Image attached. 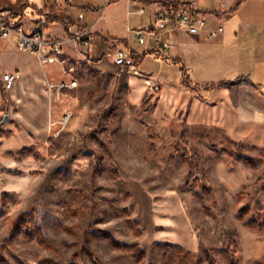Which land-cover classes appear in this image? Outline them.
Segmentation results:
<instances>
[{"label":"rangeland","instance_id":"obj_1","mask_svg":"<svg viewBox=\"0 0 264 264\" xmlns=\"http://www.w3.org/2000/svg\"><path fill=\"white\" fill-rule=\"evenodd\" d=\"M37 1L0 0L6 9ZM245 36L217 45L199 65L186 60L190 81L201 86L235 79L237 70L249 75L226 89L185 87L179 67L165 64L155 71L165 84L155 92L143 76L120 80V71L100 75L85 62L67 82L76 87L54 88L46 111L29 117L11 108L1 87L0 256L11 264H92L90 248L101 264H208L206 253L218 264L264 263V92L253 84L264 90V40ZM231 53L237 61L226 60ZM25 214L51 246L15 228ZM99 232L139 244L144 261ZM157 243L181 246L193 259Z\"/></svg>","mask_w":264,"mask_h":264},{"label":"crops","instance_id":"obj_2","mask_svg":"<svg viewBox=\"0 0 264 264\" xmlns=\"http://www.w3.org/2000/svg\"><path fill=\"white\" fill-rule=\"evenodd\" d=\"M50 2L57 3V8L67 21V24H53L52 26L59 25L60 28L53 31L49 28L46 33L49 40L63 42L60 59L66 61L65 65L59 62L43 65L35 55L19 51L15 37L0 40V89L2 87L8 94L11 108L22 110L21 116L23 110L28 112L29 117L36 114V109L43 108L46 111L53 93L49 86L70 81L76 65L81 63L87 62L90 69L100 75L114 76L120 71V80L131 81L128 70H123L114 61L115 51L124 46L131 49L134 67L143 77H152L162 83V77L154 76L158 67L161 68L165 64L175 65L181 72L180 65L171 63L170 59L181 62L188 73L186 60L199 65L203 55L214 54L217 45L227 42L230 38L238 41L245 33L246 38H249L247 35H252L264 40V0H106V6L103 8L87 5L73 7L70 0ZM45 4V1L41 0L29 2L27 8L25 6L13 10L11 8V11L15 10L10 16L11 24H24L28 28L40 17L39 11ZM174 4L187 5L191 12L206 15L210 27L222 26L224 32L217 37L220 38V43L211 44L209 41L215 38H209L206 34L193 36L177 31L166 35L173 46L172 51L166 56H161L157 52L151 38H148L146 45L140 44L134 32L154 31L160 11L166 5L170 7ZM96 14L99 16L94 17ZM232 56L233 53L229 54L226 60L237 61ZM71 67L74 71L70 73ZM9 72H20L22 79L14 91L8 92L4 88L2 76ZM233 74L236 76L235 79L207 85H217L223 81L235 82L243 79V76H249L238 70ZM181 79L183 83L182 74ZM248 80H251L250 77ZM73 81L75 80H71ZM253 84L264 92L260 83Z\"/></svg>","mask_w":264,"mask_h":264},{"label":"built area","instance_id":"obj_3","mask_svg":"<svg viewBox=\"0 0 264 264\" xmlns=\"http://www.w3.org/2000/svg\"><path fill=\"white\" fill-rule=\"evenodd\" d=\"M145 9L142 10V13ZM13 11L11 9L0 10V40H8L12 37L17 39V47L19 51L28 52L35 55L43 64H55L57 62L65 65L66 61L60 59L61 41H52L47 38V30L51 26L45 15L32 22L27 28L24 24L12 25L10 16ZM185 32L189 35L197 36L206 34L209 38H217L223 32L224 28L218 26L216 28L210 27L208 19L204 14H195L188 9L187 5L165 7L162 9L157 17L155 30L152 32L135 31V36L140 44L146 45L148 38L154 42V48L161 56H166L172 51V43L166 38L170 32ZM114 61L117 66L123 70H128L129 74L142 76L140 72L134 67V59L131 49L128 46L118 48L114 53ZM71 67L69 72H73ZM22 79L20 72L4 73L2 81L6 91H14L19 81ZM146 85L155 92L161 90V82L152 77H145ZM77 82L73 81L70 84L65 82L58 85H50V90L54 88H74Z\"/></svg>","mask_w":264,"mask_h":264},{"label":"trees","instance_id":"obj_4","mask_svg":"<svg viewBox=\"0 0 264 264\" xmlns=\"http://www.w3.org/2000/svg\"><path fill=\"white\" fill-rule=\"evenodd\" d=\"M168 6V5H166ZM176 6V4H174ZM13 10V8H12ZM15 11V10H14ZM13 11V13H14ZM12 13V15H13ZM16 13V12H15ZM41 15H45L51 25L55 23H66L67 21L62 14V12L57 8V3L53 2H46L45 6L39 11ZM171 63L180 65L181 68V73H182V78H183V83L185 86L192 88L193 90L196 91H214V90H221V89H226L235 82H228V81H223L218 83L217 85H198V84H193L190 82L188 73L186 68L179 62L178 60H169ZM247 212V209H243L242 211V216L244 213ZM29 214H25L21 216L17 221L15 222V228H23L24 229V238L29 241V242H38L40 245H48L51 246L50 242L46 239L45 234L43 233L42 227H37L35 230H32L30 227L29 221H28ZM128 224L131 227H135L137 229L138 235H142L145 232L144 227L139 221L129 219ZM99 234L106 238L107 240L110 241L111 244L117 249H126L131 252L132 258L134 261L137 263H142L146 257V251L139 245V244H132V245H121L119 242L115 241L112 239V237L106 233H100ZM157 247L159 248H173L176 251L177 258L183 261H191L193 259V253L186 251L183 247L181 246H173L171 244H161L157 243ZM84 252L88 259L91 261L92 264H101L99 259L94 255V253L91 251L90 248L84 249ZM207 257V262L208 264H218L217 260L214 258L213 255L210 253H206ZM0 264H11L6 258L3 256H0ZM19 264H24L23 262L19 261ZM40 264H62L59 263L55 260L52 259H45L40 262ZM70 264H80V263H70ZM259 264H264V263H259Z\"/></svg>","mask_w":264,"mask_h":264},{"label":"water","instance_id":"obj_5","mask_svg":"<svg viewBox=\"0 0 264 264\" xmlns=\"http://www.w3.org/2000/svg\"><path fill=\"white\" fill-rule=\"evenodd\" d=\"M6 9L4 8V6H2L1 2H0V10Z\"/></svg>","mask_w":264,"mask_h":264}]
</instances>
